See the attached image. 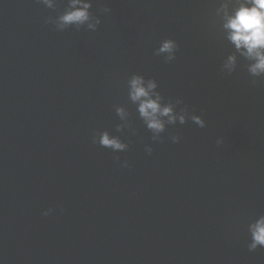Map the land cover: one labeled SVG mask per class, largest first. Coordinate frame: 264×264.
Masks as SVG:
<instances>
[{
  "label": "water",
  "instance_id": "1",
  "mask_svg": "<svg viewBox=\"0 0 264 264\" xmlns=\"http://www.w3.org/2000/svg\"><path fill=\"white\" fill-rule=\"evenodd\" d=\"M69 6L0 0V264H264L247 247L264 214V80L242 60L222 74L233 46L215 0H92L96 31L45 24ZM167 38L172 62L154 55ZM133 73L206 127L177 122L153 142ZM117 106L135 134L116 132ZM103 131L127 149L93 143Z\"/></svg>",
  "mask_w": 264,
  "mask_h": 264
},
{
  "label": "clouds",
  "instance_id": "2",
  "mask_svg": "<svg viewBox=\"0 0 264 264\" xmlns=\"http://www.w3.org/2000/svg\"><path fill=\"white\" fill-rule=\"evenodd\" d=\"M36 3L50 9L57 7V0H36ZM91 7L92 0H70L68 10L56 18L48 16L44 22L53 25L56 31H63L69 26H75L76 30L86 27L89 31H96L101 19L90 12ZM110 11L109 7L102 9L104 13ZM217 22L225 34V39L233 46V51L227 54L222 62V74L232 75L242 60L246 62L245 67L253 85L264 80V0H215L212 24L215 25ZM178 48L179 45L174 39L167 38L160 42L154 55L163 56L166 62H172L176 59ZM157 89L158 83L155 78H145L141 74L133 73L127 80L128 97L137 105L140 118L152 133L153 142H160L166 127L176 125L177 122L184 125L191 120L200 128L206 127V121L202 116L191 113L182 98L165 100ZM181 105L184 106L179 107ZM115 111L124 121L116 125V132L122 133L128 128L135 134V130L127 122L126 109L117 106ZM170 140L172 143H179L180 136L171 135ZM92 141L113 152L124 151L128 147L119 135H111L108 131H103L98 136L93 135ZM223 143V137L217 138V145ZM145 150L148 154L153 151L151 145H146ZM120 166L128 167V161L124 160ZM53 211V208H48L42 215L47 217ZM247 232L250 237L247 244L249 251L264 248V214L247 223Z\"/></svg>",
  "mask_w": 264,
  "mask_h": 264
}]
</instances>
